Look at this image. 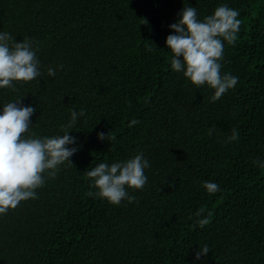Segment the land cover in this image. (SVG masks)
Masks as SVG:
<instances>
[{"label":"trees","instance_id":"1","mask_svg":"<svg viewBox=\"0 0 264 264\" xmlns=\"http://www.w3.org/2000/svg\"><path fill=\"white\" fill-rule=\"evenodd\" d=\"M221 4L242 21L221 62L238 83L211 102L212 89L171 69L165 39L183 7L202 20ZM0 32L31 38L41 65L17 91L0 88V107L25 95L41 137L85 111L69 131L73 165L0 215V264H264V167L253 163L264 161V0H0ZM233 128L239 139L225 143ZM141 150L150 167L142 190L127 189L136 202L87 194L88 170Z\"/></svg>","mask_w":264,"mask_h":264},{"label":"clouds","instance_id":"2","mask_svg":"<svg viewBox=\"0 0 264 264\" xmlns=\"http://www.w3.org/2000/svg\"><path fill=\"white\" fill-rule=\"evenodd\" d=\"M240 13L226 4L216 7L212 14L201 20L197 9L193 6L183 7L178 13V19L168 27L172 34L165 39L166 48L171 52L170 67L183 76L196 88L207 86L212 89L211 102L219 100L229 89L238 83V77L221 72L224 58L225 42L234 45L238 38L242 21ZM149 50L151 46H149ZM38 46L25 37L17 42L11 33L0 32V88L17 91L16 84L28 83L41 76V65L37 57ZM63 68V65L59 66ZM49 77H55L54 68L46 69ZM18 99L3 104L0 107V215L15 209L22 201L37 198V189L45 184L46 179H55L60 166L67 162L76 151V137L69 131L77 123L80 116L85 115L84 109L79 112L71 110L70 120L62 125L63 134L59 136H38L30 129V119L36 109L24 106ZM133 119L129 126L138 124ZM214 129L208 130L212 135ZM97 138L113 140L105 132L97 133ZM239 139L238 131L233 128L225 143ZM264 167V161H253ZM150 167L143 151L134 156L110 165L99 163L86 172L90 180L89 196L106 200L118 205L122 200L128 203L136 202V197L129 195L127 189L142 190L148 177L145 169ZM168 183H171L169 181ZM209 194L219 191L214 182H202ZM201 208L194 214L198 219L196 225L203 228L209 223V217L204 216ZM210 215V214H209ZM191 219V217H190ZM210 248L207 244L195 252V258L206 255Z\"/></svg>","mask_w":264,"mask_h":264}]
</instances>
